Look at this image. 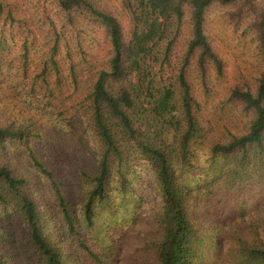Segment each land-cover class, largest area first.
Listing matches in <instances>:
<instances>
[{
    "label": "trees",
    "instance_id": "trees-1",
    "mask_svg": "<svg viewBox=\"0 0 264 264\" xmlns=\"http://www.w3.org/2000/svg\"><path fill=\"white\" fill-rule=\"evenodd\" d=\"M54 1L74 29L80 21L98 26L110 49L82 108L84 133L98 141L96 167L91 173L79 171L87 187L76 198L64 182L67 175L48 158L44 126L0 89V206L13 210L28 236L27 259L16 252L6 256L2 245L12 234L0 223V264L110 262L118 243L104 229L108 232L109 223L116 227L122 214L128 221L131 213L137 218L150 195L159 221L156 264H205L204 251L220 244L209 228H219L209 226L217 219L211 220L207 210L194 214L192 205L202 198L212 202L221 186L232 200L222 209L232 226L223 235L233 238L241 258L264 264V0L258 11L255 0H120L127 25L106 0ZM216 5L235 8L237 19L252 10L250 30L263 64L254 87L245 82L231 88L229 103L249 114L238 132L215 124L201 97L211 94L213 73L219 78L227 71L226 58L207 33V13ZM0 16L26 29L5 0H0ZM186 25L190 33L173 67ZM51 42L50 61L33 80L32 94L42 83L41 89L52 94L49 77L62 83L60 34ZM69 58L78 84L84 70L77 72L81 62ZM24 158L30 168L16 163ZM141 166L147 168L148 187L137 177ZM255 178L259 190L254 193L250 185Z\"/></svg>",
    "mask_w": 264,
    "mask_h": 264
},
{
    "label": "rangeland",
    "instance_id": "rangeland-1",
    "mask_svg": "<svg viewBox=\"0 0 264 264\" xmlns=\"http://www.w3.org/2000/svg\"><path fill=\"white\" fill-rule=\"evenodd\" d=\"M106 1L127 25L120 0ZM5 2L8 7L13 8L15 16L25 22L26 29H20L18 24L5 20V16H0V89L6 93L9 100L12 102L14 100L13 104H17L18 109H28L44 126L43 144L49 155L48 158L57 163L60 171L67 175L64 182L71 185L75 197H83L87 180L78 173L94 171L99 148L98 141L91 132L84 133L87 116L82 108L97 68L104 67L107 62L106 57L110 55L103 31L87 21H80L74 29L73 26L68 25L66 17L54 0H5ZM262 4L263 0H255L256 11ZM234 10L236 9L232 7L216 5L207 13V33L211 41L218 46L222 56L226 58L227 71L226 76L219 78L214 72L211 79V94L201 97L205 112L208 111L207 116L215 124L225 126L232 132H238L248 123L249 114L240 104L229 103L231 88L245 82L254 87L258 75L262 72L263 64L257 55L254 33L250 30L252 10L245 12L243 14L245 16L240 19L233 16ZM82 28L88 31L79 33L78 30ZM55 33H59L63 41L62 49L57 56L62 66L60 71L62 83L57 82V77H49L51 85L47 90L51 89L52 94L41 89V86H46L43 83L35 84L37 95L32 94L30 88L35 83L33 80L37 81V76H40L44 65L50 61L51 41L55 40ZM189 33V27L186 25L178 40L173 67L177 66V56L185 49ZM79 42L86 52L85 55L81 54ZM69 55L73 60L81 62L76 64L79 67L76 71L85 72L81 74L78 84H74L72 80ZM172 76L170 70L165 74L166 79ZM41 79L42 77L39 78ZM196 87H200L197 81ZM15 95L17 98L11 99ZM81 136H83L82 140ZM10 160L5 159V162L9 163ZM16 163L21 167H31L27 164L26 158L17 160ZM138 171L137 177L145 181V187L150 186V182L146 179L147 168L141 166ZM250 186L254 193L257 192L258 180ZM221 187H219L221 192H215L212 196V202L206 200L202 202V198L192 205L194 214L199 215L200 212L207 210L206 213L210 215L211 220L217 219L212 220L209 226L219 228L218 231L209 228L211 237L218 236L220 244L214 248L215 244L212 243L210 249L204 251L205 264H260L241 258L237 254L239 246L235 244L233 238L223 235L230 231L232 226L228 222V215L222 213V209L226 202L231 203L232 200H229L230 196L225 193L226 187ZM238 196L243 195L240 193ZM144 198L145 202L140 210L137 208L139 211L137 218L135 216L136 219L134 213L130 214V221L122 214L123 217L119 216L117 219L116 227L114 223L113 225L109 223L108 232L104 229L111 240L116 238L118 243L112 260L105 264H156L155 244L159 240L158 213L151 209V204H155L154 198H151V195ZM238 202L243 203L241 198ZM104 220L107 221V218ZM0 223L12 234L9 244L2 245V253L7 256L16 252L27 259L28 236L20 218L14 216L13 210H5L0 206ZM86 264L93 263L88 259Z\"/></svg>",
    "mask_w": 264,
    "mask_h": 264
}]
</instances>
